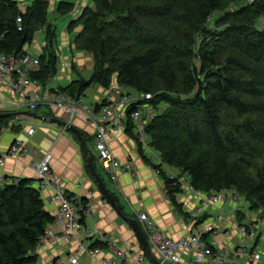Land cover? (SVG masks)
Masks as SVG:
<instances>
[{
  "label": "trees",
  "instance_id": "1",
  "mask_svg": "<svg viewBox=\"0 0 264 264\" xmlns=\"http://www.w3.org/2000/svg\"><path fill=\"white\" fill-rule=\"evenodd\" d=\"M77 6L76 0H33L23 8L18 0H0V51L25 53L42 30L40 64L30 75L47 83L59 62L60 32L50 12L67 17ZM260 17L264 0H88L67 30L74 50L92 54L93 73L61 89L81 97L91 84L107 89L116 81L153 93L147 102L157 115L147 132L163 163L188 174L200 192L234 189L251 209L264 208V165L257 177L243 169L256 150L264 155V121L234 117L253 112L250 95L264 94V30L255 26ZM11 120L0 118V136ZM154 167L178 205L180 182L162 164ZM37 181L0 182V264L38 261L40 239L55 217Z\"/></svg>",
  "mask_w": 264,
  "mask_h": 264
},
{
  "label": "crops",
  "instance_id": "2",
  "mask_svg": "<svg viewBox=\"0 0 264 264\" xmlns=\"http://www.w3.org/2000/svg\"><path fill=\"white\" fill-rule=\"evenodd\" d=\"M57 1L52 0L54 5ZM87 2L88 0L82 1L83 4L80 3L77 6V10L71 17H65L69 21L59 37L57 73L45 84L41 82L31 84L29 90L45 87H68L80 78L90 79L93 73V56L89 52L74 50L73 35L67 30L69 22L78 17ZM33 43L36 44L35 40L31 44L25 45V50L35 55L41 54L45 41L38 45L39 52L33 51L31 47L34 45ZM65 63L68 65L64 66ZM1 80L0 112L37 111L39 115L46 118L66 119L67 114L56 107L41 106L38 111L37 109L30 110L26 106L18 108L4 106V101L7 100L11 103L15 99V94L5 88ZM106 95L107 89L95 83L84 89L81 97L86 104H90L94 108L99 105L100 109ZM99 109L96 110L99 111ZM11 117L10 126L0 136V151L6 150L16 139H21L29 143L31 153L22 156L19 160L8 158L5 161L4 165L0 167V174L4 176V181H13L23 177L36 178L28 164L33 159H40L50 152L52 154L51 166L55 174L64 180L68 190L73 195L86 198L90 204V212L85 218L83 227L77 232V239L66 235L59 224L52 223L48 226L47 230L52 234L48 240L37 247L38 261L36 264H52L55 259L61 257L69 261V256L74 254L79 239L98 243L101 242V235H106L110 238L111 243L127 252L129 255L128 264H134V259L138 253L145 255L146 260L153 262L131 225L117 213L110 202L104 201L107 196L99 187V183L88 164L89 154L76 133L57 123H50L41 118H31L24 115ZM73 123L80 128L87 146L95 153V170L109 191L118 197L119 203L127 215L138 219V213L146 211L171 236L175 238L188 236L190 228H192L191 215L200 205L199 197L188 188L191 185L188 174H184L183 179L186 183H181V190L176 193L178 205H175L167 193L164 175L154 169V164L160 160L159 156H156L157 152L146 151L136 142L134 123H131L132 130L128 131L129 122L127 119L124 130L111 129L108 133L109 145L114 154L125 167L129 166L127 170L119 173L118 181L114 182L99 160L95 141V123L84 117L77 118ZM11 126H18L19 129ZM32 126L36 127V131L29 136L27 131ZM97 162H100V165ZM97 166H100L101 170ZM167 169L164 168L165 174H168L169 169ZM173 169L180 174L179 169ZM38 186L39 181L36 183V187ZM42 194L46 209L55 214L57 208L50 199V191H42ZM239 205L242 206L241 203ZM236 206L233 200L228 199L225 202L204 208L200 220L205 224L215 220L218 214L224 213L226 215V220L220 223V231L206 235L207 241L215 243L216 246H235L241 241L239 226L255 219L256 215L251 211L250 205L249 214L248 211L247 213L244 212L243 207L242 211L236 210ZM127 209L130 210L129 213L126 212ZM247 217L249 218L247 219ZM262 238L264 239V235H260L257 239L258 249L262 245ZM101 246L103 247L102 253L94 256L81 254L76 264H99L102 256H109V246L111 245L110 243H103ZM68 264L72 263L68 262Z\"/></svg>",
  "mask_w": 264,
  "mask_h": 264
},
{
  "label": "built area",
  "instance_id": "3",
  "mask_svg": "<svg viewBox=\"0 0 264 264\" xmlns=\"http://www.w3.org/2000/svg\"><path fill=\"white\" fill-rule=\"evenodd\" d=\"M18 22H22L21 16L18 17ZM39 64L38 55L29 52L18 55L6 54L0 51V79L4 87L15 94V99L11 103L5 100L4 106L11 108L26 106L30 110H36L41 106L56 107L67 114L66 120L70 123L79 117L94 122L99 160L114 182L118 181L119 173L127 170L129 166L125 167L110 148L108 133L111 129L124 130L129 118L134 123L136 142L146 151L157 152L160 160L155 164H162L164 167L161 153L150 145L147 132L149 123L157 115V109L147 102L154 96L153 93H139L129 85L115 81L107 88L106 99L98 111L86 104L82 97H75L61 87L29 90L31 84L40 83L30 76V71L38 68ZM67 65L68 63H65L64 66ZM35 131L36 127L32 126L27 133L31 136ZM30 153L29 143L16 139L10 147L0 151V167L8 158L19 160ZM51 159L52 154L48 152L40 159H33L28 166L38 179V188L41 192L50 191V199L57 208L53 223L61 225L66 235L77 239V232L83 227L82 221H85L90 212V204L68 190L64 180L53 171ZM154 169L159 173L157 168ZM168 176L177 179L180 184L186 183L177 174L170 173V170ZM1 181H4L2 174H0ZM188 188L200 199L198 209L191 215L192 228L191 230L188 228L190 230L188 236L175 238L164 231L146 211L138 213V220L159 261L162 264H264V254L256 245L260 236L257 219L239 226L241 241L235 246H216L215 243L205 239L206 235L220 231V223L226 220V215L218 214L215 220L205 224L200 220L204 208L230 199L236 203V210L242 211V206L239 205L241 194L234 189L207 193L196 190L192 185ZM104 201L109 202L107 198H104ZM51 234L46 230L45 235L40 239V244L48 240ZM100 241L110 243L111 246H109V256H102L99 264H128L129 255L125 250L116 247L106 235H101ZM102 252L101 244L79 239L74 254L69 256V261L61 257L55 259L52 264H68V262L76 264L81 254L94 256ZM146 259L145 255L138 253L134 264H154Z\"/></svg>",
  "mask_w": 264,
  "mask_h": 264
},
{
  "label": "rangeland",
  "instance_id": "4",
  "mask_svg": "<svg viewBox=\"0 0 264 264\" xmlns=\"http://www.w3.org/2000/svg\"><path fill=\"white\" fill-rule=\"evenodd\" d=\"M20 2V5L25 8L26 6L30 5L33 0H18ZM77 1V4L80 5V3L84 0H76ZM88 3V2H87ZM83 4V3H81ZM85 6V5H84ZM54 8V7H53ZM218 14V13H217ZM215 14V15H217ZM58 15L55 13V12H50V17L51 18H56L55 19V22L56 24L58 25V28H59V32H60V36H61V31L63 30V28L66 26L67 21L65 17L63 18H60V17H57ZM71 17V16H69ZM255 26L258 27L260 30H264V17H260L259 19L256 20V23H255ZM73 35V34H72ZM59 36V37H60ZM36 44L34 45H31L33 51H38L39 52V49H38V45L39 44H43L44 41H45V35H44V32L41 30V31H38L35 35V38H34ZM59 46V45H58ZM34 54V53H32ZM261 65L264 66V63H261ZM91 71V70H90ZM89 76H90V73H89ZM259 90V89H258ZM260 92V90L258 92H256L255 94L253 95H250L248 97L249 100H251V103L253 105V109L251 113H248L246 115H243V116H239L235 117V120H239V121H245V120H248V119H251L253 118L254 120L256 121H261L263 120L264 121V94L262 95H259L258 93ZM165 106H163L164 108ZM162 110V105L160 106V108L158 109V111H161ZM151 145V144H150ZM110 146V145H109ZM153 147V146H152ZM111 148V147H110ZM112 149V148H111ZM155 149V148H154ZM157 150V149H156ZM260 150V151H259ZM113 151V150H112ZM149 151V150H148ZM257 153H255L257 156H255L252 160H250L249 164L247 163V165L244 166V172L248 175V176H252V177H257L258 175V172H259V169L264 165V155L260 154L261 153V148H259L258 150H256ZM259 151V152H258ZM114 152V151H113ZM158 156V155H156ZM151 161L155 162L154 160L151 159ZM99 165H100V162H97ZM96 163V164H97ZM99 170H101L100 166H97ZM164 167L168 168L170 170V173H174V174H177L178 177H180L181 179H183L184 177V173L182 171H180L178 174L173 168L174 167H171L167 164H164ZM240 203L244 209V212L247 213L248 211V214L250 212L249 210V205L250 203L248 204L247 201L245 200L244 196L241 195V199H240ZM128 211H130L129 209H127V213H129ZM251 211H253V213H255L256 215V218L258 220V223H259V230H260V235H264V208H259V209H252ZM249 217H247L248 219ZM141 224V223H140ZM260 237V236H259ZM259 249L262 253H264V239L262 238V245L259 246Z\"/></svg>",
  "mask_w": 264,
  "mask_h": 264
},
{
  "label": "water",
  "instance_id": "5",
  "mask_svg": "<svg viewBox=\"0 0 264 264\" xmlns=\"http://www.w3.org/2000/svg\"><path fill=\"white\" fill-rule=\"evenodd\" d=\"M19 115H24L27 117H31V118H41V119H45L50 123H57L58 125H61L69 130H72L76 133V135L79 137L83 147L85 148L86 152L89 154L88 157V164L92 170V172L94 173L98 183H99V187L101 188V190L104 192V194L107 196L108 201L111 203V205L115 208V210L117 211V213L124 219L126 220L131 227L133 228L134 232L136 233L139 241L141 242V244L143 245L145 251L147 252L148 256L151 258V260L153 261L154 264H162L158 257L156 256L155 252L153 251L150 242L147 238V236L145 235L143 228L140 224V221L137 218L131 217L129 215H127L124 211H123V206L119 203V199L116 195H113L109 189L106 187L103 179L100 177V175L97 173V171L95 170L94 167V158H95V153L87 146V143L83 137L82 131L80 130V128L74 124V123H70L68 122L66 119H59L57 117H53V118H46L43 117L41 115H39L37 112L35 111H8V112H0V118L1 117H5V116H19Z\"/></svg>",
  "mask_w": 264,
  "mask_h": 264
},
{
  "label": "bare ground",
  "instance_id": "6",
  "mask_svg": "<svg viewBox=\"0 0 264 264\" xmlns=\"http://www.w3.org/2000/svg\"><path fill=\"white\" fill-rule=\"evenodd\" d=\"M72 52V51H71ZM74 53V52H73ZM74 67H76L75 65H74ZM33 71V70H32ZM78 72V71H77ZM31 76V75H30ZM80 76V75H79ZM74 79V78H73ZM76 79V78H75ZM105 100V99H104ZM104 103V102H103ZM90 105V104H89ZM38 111H39V109H37ZM37 112V111H36ZM38 113V112H37ZM9 132V131H8ZM9 147V146H8ZM6 149V148H5ZM4 150V149H3ZM84 157V156H83Z\"/></svg>",
  "mask_w": 264,
  "mask_h": 264
}]
</instances>
